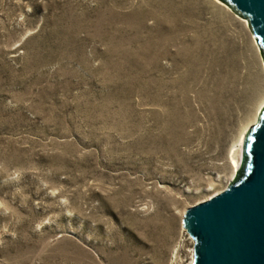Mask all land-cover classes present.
Wrapping results in <instances>:
<instances>
[{
  "label": "rangeland",
  "instance_id": "obj_1",
  "mask_svg": "<svg viewBox=\"0 0 264 264\" xmlns=\"http://www.w3.org/2000/svg\"><path fill=\"white\" fill-rule=\"evenodd\" d=\"M220 1L0 0V264H192L264 109Z\"/></svg>",
  "mask_w": 264,
  "mask_h": 264
},
{
  "label": "water",
  "instance_id": "obj_2",
  "mask_svg": "<svg viewBox=\"0 0 264 264\" xmlns=\"http://www.w3.org/2000/svg\"><path fill=\"white\" fill-rule=\"evenodd\" d=\"M222 1L248 20L264 59V0ZM248 131L234 181L184 213L192 264H264V109Z\"/></svg>",
  "mask_w": 264,
  "mask_h": 264
},
{
  "label": "bare ground",
  "instance_id": "obj_3",
  "mask_svg": "<svg viewBox=\"0 0 264 264\" xmlns=\"http://www.w3.org/2000/svg\"><path fill=\"white\" fill-rule=\"evenodd\" d=\"M215 2H217V3H219V4H221V5H224L220 0H214ZM221 7V6H220ZM226 7V6H225ZM221 8H224V7H221ZM228 8V7H227ZM224 10H226V9H224ZM246 25L248 26V21H246ZM264 65V64H263ZM264 103V102H263ZM260 107V106H259ZM262 107V106H261ZM256 117V116H255ZM247 131L248 130H246V128L243 130V132L241 133V135H240V137H239V140L237 141L238 142V145H241V143L245 140L244 138H245V135H246V133H247ZM243 145V144H242ZM235 159V158H234ZM231 163H233V170H232V172L234 173V172H236L238 169V164H237V160L235 161V160H232V157H231ZM231 166H232V164H231ZM216 194V193H215ZM214 195V194H213ZM212 196V195H211ZM211 196H209V197H211ZM208 197V198H209Z\"/></svg>",
  "mask_w": 264,
  "mask_h": 264
},
{
  "label": "clouds",
  "instance_id": "obj_4",
  "mask_svg": "<svg viewBox=\"0 0 264 264\" xmlns=\"http://www.w3.org/2000/svg\"><path fill=\"white\" fill-rule=\"evenodd\" d=\"M18 175V174H17ZM0 206H3V203L2 202H0Z\"/></svg>",
  "mask_w": 264,
  "mask_h": 264
}]
</instances>
